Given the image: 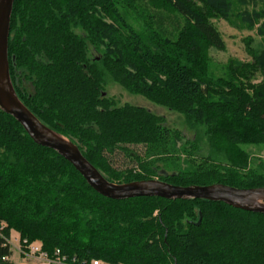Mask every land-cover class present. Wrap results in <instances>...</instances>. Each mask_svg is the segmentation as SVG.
I'll return each mask as SVG.
<instances>
[{"label": "trees", "instance_id": "16d2710c", "mask_svg": "<svg viewBox=\"0 0 264 264\" xmlns=\"http://www.w3.org/2000/svg\"><path fill=\"white\" fill-rule=\"evenodd\" d=\"M250 1L14 0L13 86L109 182L264 188V159L253 163L248 149L264 147V8L250 13ZM213 17L262 21L260 47L247 39L252 61H231L218 78L208 52L225 42ZM107 78L180 114L194 138L145 108L116 105ZM12 232L50 256L60 250L68 264H264V214L205 200L104 198L0 110V264Z\"/></svg>", "mask_w": 264, "mask_h": 264}, {"label": "water", "instance_id": "95a60500", "mask_svg": "<svg viewBox=\"0 0 264 264\" xmlns=\"http://www.w3.org/2000/svg\"><path fill=\"white\" fill-rule=\"evenodd\" d=\"M14 0H0V110L14 118L38 146L70 163L99 195L113 201L135 198L205 200L224 203L244 212L264 214V188L238 189L223 184L180 187L158 179L116 184L109 182L81 153L79 147L44 125L20 100L10 75L9 38Z\"/></svg>", "mask_w": 264, "mask_h": 264}, {"label": "rangeland", "instance_id": "374dc122", "mask_svg": "<svg viewBox=\"0 0 264 264\" xmlns=\"http://www.w3.org/2000/svg\"><path fill=\"white\" fill-rule=\"evenodd\" d=\"M263 2L264 0L250 1L247 5V10L250 13L253 11H259L261 8H264ZM238 8L242 10L240 12H243L246 9V7L240 5ZM129 21L138 30L143 29V22L137 20L135 17H131ZM210 21L217 28L225 42V48L223 50L212 48L208 52L210 72L214 78L224 76L226 66L231 61H252L251 56L246 50V43L247 39L251 38L254 41L253 47H260L262 39L257 34V31L262 21L259 24H256L253 28L248 27L247 25L245 26L240 17L233 18L231 22L217 17H213ZM259 81H261V77H258L256 82ZM105 90L107 96L113 99L116 105L123 106L129 104L145 108L152 113L163 117L168 127L184 133L187 138H194L195 132L187 127L184 118L180 114L157 106L142 96L131 94L111 78H107ZM248 149L253 156V163H258L257 160L260 158L264 159V147H248ZM17 237L20 238L19 236Z\"/></svg>", "mask_w": 264, "mask_h": 264}, {"label": "built area", "instance_id": "2783aa9c", "mask_svg": "<svg viewBox=\"0 0 264 264\" xmlns=\"http://www.w3.org/2000/svg\"><path fill=\"white\" fill-rule=\"evenodd\" d=\"M11 243L12 242L10 238L7 244L10 246ZM13 243H16L19 245V250L22 253H25L28 256H36L40 258L41 260H44L45 262H47V264H68L67 258L61 254L60 250H56L53 256H50L48 253L44 252L41 248V245L37 243L31 244L28 246L26 244V241L22 242L20 238L14 239ZM23 244L26 245V248L23 247ZM3 260L6 261L7 258H4ZM93 264H100V262L95 261L93 262Z\"/></svg>", "mask_w": 264, "mask_h": 264}, {"label": "crops", "instance_id": "0c3cea01", "mask_svg": "<svg viewBox=\"0 0 264 264\" xmlns=\"http://www.w3.org/2000/svg\"><path fill=\"white\" fill-rule=\"evenodd\" d=\"M19 236L17 233L12 232L11 234V255L9 258H7L5 264H47L44 260H41L40 258L36 256H28L25 253H22L19 250V245L16 243H13V240L18 238ZM27 252V251H25ZM104 264V263H100Z\"/></svg>", "mask_w": 264, "mask_h": 264}]
</instances>
